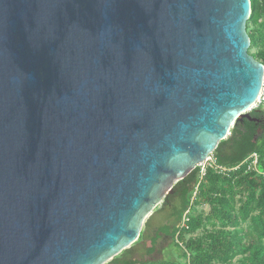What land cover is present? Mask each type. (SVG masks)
<instances>
[{
	"label": "water",
	"instance_id": "95a60500",
	"mask_svg": "<svg viewBox=\"0 0 264 264\" xmlns=\"http://www.w3.org/2000/svg\"><path fill=\"white\" fill-rule=\"evenodd\" d=\"M251 0H0V264H106L261 94Z\"/></svg>",
	"mask_w": 264,
	"mask_h": 264
},
{
	"label": "trees",
	"instance_id": "16d2710c",
	"mask_svg": "<svg viewBox=\"0 0 264 264\" xmlns=\"http://www.w3.org/2000/svg\"><path fill=\"white\" fill-rule=\"evenodd\" d=\"M251 7L249 52L264 63V0H251ZM250 112L219 142L212 153L216 164H208L204 175L197 166L160 205L169 222L151 235L146 254L152 255L161 235H167L174 240V256L132 258L146 236L143 229L132 247L106 264H264V104ZM253 153L258 163L250 167ZM205 204L208 211L200 209Z\"/></svg>",
	"mask_w": 264,
	"mask_h": 264
},
{
	"label": "rangeland",
	"instance_id": "374dc122",
	"mask_svg": "<svg viewBox=\"0 0 264 264\" xmlns=\"http://www.w3.org/2000/svg\"><path fill=\"white\" fill-rule=\"evenodd\" d=\"M255 107V106H254ZM253 107V108H254ZM200 209H204L208 211L209 205H201ZM168 211H164L160 209V206L153 212L151 216H149L145 222L144 229L146 231V236L141 240L139 244L133 249L131 253L132 258L140 259V258H149V259H157L161 260L164 258H170L174 256L175 251L173 248V238L167 235H161L162 237L159 239L156 251L147 256L146 254V246L150 245V237L151 235H155L158 228H160L164 223L169 222L168 220Z\"/></svg>",
	"mask_w": 264,
	"mask_h": 264
},
{
	"label": "built area",
	"instance_id": "2783aa9c",
	"mask_svg": "<svg viewBox=\"0 0 264 264\" xmlns=\"http://www.w3.org/2000/svg\"><path fill=\"white\" fill-rule=\"evenodd\" d=\"M261 104H264V82H263V88H262L261 94L258 97V99L256 101V104L254 106L256 107V106L261 105ZM251 159L252 160H251V163H250V167H255L257 165V163H258V154L257 153H253L252 156H251ZM208 164H210V165H215L216 164L215 157L212 154L208 157V159L205 162L200 164V166L202 167V175H204L206 173V167H207ZM188 213H189V211H187L185 213V215H184V219H183L184 222L189 219Z\"/></svg>",
	"mask_w": 264,
	"mask_h": 264
}]
</instances>
